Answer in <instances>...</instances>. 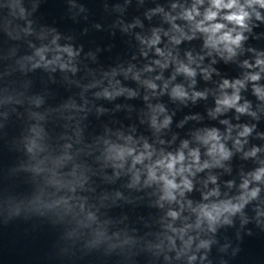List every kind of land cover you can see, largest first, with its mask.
<instances>
[{
  "label": "clouds",
  "instance_id": "obj_1",
  "mask_svg": "<svg viewBox=\"0 0 264 264\" xmlns=\"http://www.w3.org/2000/svg\"><path fill=\"white\" fill-rule=\"evenodd\" d=\"M67 3L70 10L85 11L77 0ZM130 3L131 0H124L123 5L116 3L111 10L120 14L116 24L121 30L133 33L139 45V58L144 62H130L103 72L83 88L98 89L94 92L97 99H141L145 107L139 122L147 125L149 134L140 133L135 125L129 126L127 132L113 133L106 128L98 141V159L103 167L112 169L110 182L126 177L127 189L145 192L154 198L152 206L163 212L162 231L156 235V242L143 241L146 250L157 258L163 255L165 264H213L209 252L213 244L219 243L218 229L234 227L238 218L237 241L243 239L242 231L244 235H253L246 228L249 224L254 223L264 232V131L258 130L264 117V47L252 43H264V0H137L138 7L144 9L143 19L136 16L126 22L122 15ZM146 4L151 6L145 7ZM4 6L13 18L3 20L5 33L12 39H20L23 34L39 41H27L31 53L16 61L21 73L44 69L75 75L79 71L76 60L82 49L70 43L61 44V34L55 28L35 33L29 19L31 13L23 0H7ZM37 7L34 3L32 10ZM13 20L24 21V26L16 25L13 29ZM15 54L13 49L10 55ZM220 65L231 68L234 74L222 71ZM10 74L5 70L3 76ZM118 76L130 79L136 87L125 86ZM165 97L175 107L169 108ZM209 99L211 105L205 107L203 114H185L175 125L177 131L172 130L178 111ZM11 100V96H5L3 102ZM31 102L40 107L44 100L36 96ZM86 105L87 100L82 105L67 103L64 108L84 112ZM97 111L103 113L107 109L101 107ZM33 116L37 121L44 120L38 113ZM242 117L250 120L242 121ZM67 119L74 117L69 115ZM29 132L26 151L33 155L45 152L47 132L43 125L34 123ZM76 135H80L79 128ZM64 147L71 148V144ZM71 158L65 152L53 164ZM234 158L250 162L251 167L242 165L234 169ZM33 170L42 171L39 167ZM52 175H56L54 170ZM87 179L82 172L78 178L81 188ZM50 183L64 186L60 181ZM69 191L75 192L71 182ZM43 195L41 192L30 202L38 211L60 205L66 206L68 212L73 207L78 209L83 216L77 220L78 226L92 231V238L84 241L87 248L107 244L109 251L127 249L131 256V249L141 243L127 232L108 235V222L98 220L87 198L81 197L72 205V197L49 203L42 199ZM109 195L104 193L102 199H109ZM111 195L113 203L127 199L119 190ZM82 235L76 231L68 233L69 238ZM230 246L231 241L226 240L219 250L225 252ZM239 251L237 244L232 255Z\"/></svg>",
  "mask_w": 264,
  "mask_h": 264
},
{
  "label": "water",
  "instance_id": "obj_2",
  "mask_svg": "<svg viewBox=\"0 0 264 264\" xmlns=\"http://www.w3.org/2000/svg\"><path fill=\"white\" fill-rule=\"evenodd\" d=\"M6 2L0 0V264H165L163 255L157 258L143 246L146 240L156 242V235L162 231L160 218L163 212L152 206L154 198L145 192L127 189L126 177L110 182L108 177L112 176V169L103 167L98 159V141L104 137L106 128L113 133L117 130L127 132L129 126L135 125L140 133L149 134L147 125L139 122L144 103L139 98L126 99L123 96L113 101L97 99L94 92L98 89L85 91L83 88V85L99 79L103 72L130 62L137 65L144 62L139 58V45L133 33L121 30L116 24L120 14L111 10L116 3L123 5L124 0H77L83 5L84 12L70 10L67 0H23L31 13L29 19L33 21L35 33L55 28L61 34V44L70 43L82 49L76 60L79 71L75 75L59 70L53 73L36 69L27 74L18 70L16 61L31 53L27 41H35V36L24 37L21 34L20 39H12L5 33L3 20L13 19L10 9L4 6ZM34 3L38 5L35 11L32 10ZM143 10L138 7L137 0H131L122 18L126 22H131L136 16L143 19ZM144 23L147 26L148 22ZM16 25L23 27L24 21L13 20V29ZM252 43L264 47V43ZM13 49L16 50L15 56L10 55ZM220 67L227 74H234L231 68ZM5 70L11 74L3 76ZM117 78L127 87H136L130 79L125 80L123 76ZM200 86L203 87V83ZM5 96L12 97L7 104L3 102ZM36 96L44 100L40 107L31 102ZM163 99L169 108L175 107L166 97ZM85 100L84 112L64 108L67 103L82 105ZM117 105L121 107L117 108ZM210 105L211 99L200 101L195 106L190 104L178 111L173 117L172 130L177 131L175 125L185 114H203L205 107ZM101 107L107 111L98 113L97 109ZM33 113L42 115L44 120L37 121ZM69 115L74 119H67ZM241 120L247 122L250 118L242 117ZM37 122L47 132L44 141L46 150L33 155L26 151L25 145L30 136V126ZM186 127H191V124ZM77 128L80 129L79 136L76 135ZM258 130L264 131V117ZM65 144H71V148L65 149ZM65 152L72 158L54 166L53 161ZM232 163L234 169L242 165L251 167L250 162L238 158H234ZM36 167L42 171H34ZM53 170L55 176L52 175ZM82 172L88 178L83 188L78 184ZM54 180L64 186L50 183ZM70 182L75 186V192L69 191ZM117 190L122 191L127 199L113 203L111 194ZM41 192L44 193L42 199L49 203L61 197H72L69 203L74 205L79 198H87L98 220L108 222L105 224L108 235L127 232L129 236L141 240L131 249L134 255L129 256L127 249L109 251L107 244L96 248L85 247L84 241L92 238V231L78 226L77 220L83 219L78 209L73 207L68 212L66 206L60 205L38 211L30 202ZM104 193L110 194L109 199H102ZM248 214H253L250 209ZM246 228L251 229L253 235H244L242 231L241 241L236 240L238 218L234 227L218 229L216 239L219 243L213 244L209 252L213 264H221L222 260L226 264H264V232L254 223ZM73 231L84 235L69 238L68 233ZM226 240L231 241V246L221 252L220 246ZM237 244L240 251L233 256L232 251ZM173 264L182 262L173 261Z\"/></svg>",
  "mask_w": 264,
  "mask_h": 264
}]
</instances>
